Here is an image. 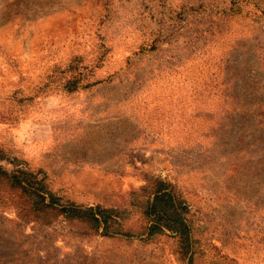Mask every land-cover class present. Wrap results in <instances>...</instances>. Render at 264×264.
<instances>
[{
	"label": "rangeland",
	"instance_id": "374dc122",
	"mask_svg": "<svg viewBox=\"0 0 264 264\" xmlns=\"http://www.w3.org/2000/svg\"><path fill=\"white\" fill-rule=\"evenodd\" d=\"M0 165V264H264V0H0Z\"/></svg>",
	"mask_w": 264,
	"mask_h": 264
},
{
	"label": "trees",
	"instance_id": "16d2710c",
	"mask_svg": "<svg viewBox=\"0 0 264 264\" xmlns=\"http://www.w3.org/2000/svg\"><path fill=\"white\" fill-rule=\"evenodd\" d=\"M27 174L21 170L15 171L13 174H9L1 165H0V175L3 178H6L11 181L12 184L21 186L22 188L29 189L30 193L34 197V201L38 207H57L55 206L56 200H59L58 197L51 194L50 192L43 189V186L39 183H34L31 185L26 179L22 177V175ZM37 184V185H36ZM161 187L155 193V200L160 201L162 203L161 209H155L156 216L165 221L166 224L171 226L177 232H181L182 234H186V241L189 244V223L183 217L179 205L177 207L176 199L172 191L167 190L165 187L167 184L161 182ZM63 209L68 212L69 216L72 217H83L87 218L94 227L101 229L105 227V230L108 228V224L110 223V211L107 209H102L100 207H85L82 208L76 204L63 205ZM170 210V211H169Z\"/></svg>",
	"mask_w": 264,
	"mask_h": 264
}]
</instances>
